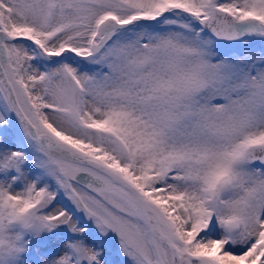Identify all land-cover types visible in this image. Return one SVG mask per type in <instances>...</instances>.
<instances>
[{"label":"snow or ice","instance_id":"obj_1","mask_svg":"<svg viewBox=\"0 0 264 264\" xmlns=\"http://www.w3.org/2000/svg\"><path fill=\"white\" fill-rule=\"evenodd\" d=\"M0 264H264V0H0Z\"/></svg>","mask_w":264,"mask_h":264}]
</instances>
